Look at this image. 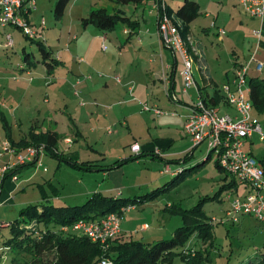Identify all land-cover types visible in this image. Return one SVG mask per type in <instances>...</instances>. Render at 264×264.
Wrapping results in <instances>:
<instances>
[{
	"label": "crops",
	"instance_id": "0c3cea01",
	"mask_svg": "<svg viewBox=\"0 0 264 264\" xmlns=\"http://www.w3.org/2000/svg\"><path fill=\"white\" fill-rule=\"evenodd\" d=\"M165 1L170 9L176 10L184 0ZM196 1L200 4L201 14L190 23L189 35L193 37L200 55V59H197L195 63V77L199 86L203 88L202 91L210 100L217 88L221 92L222 90L221 85L213 76L212 69H210L207 53L208 45H206L208 41L205 39L213 43L214 38L212 36H219L218 40L224 42L226 36H229L226 42L233 48L230 54L233 71L228 70L227 75L224 76L225 82L223 83L230 82L235 67L247 63L255 50H257V58L264 65V19L260 20L248 16L239 0ZM152 2L153 0H147L144 4L131 3L125 7L126 15L131 16L133 20L139 23L135 28L123 26V34L127 36H108L109 31L104 32L98 29L102 36H93L91 42L85 46V36H58L57 41L51 40L48 36H38L46 40V45L51 51L53 58L56 59L57 64L54 67H49L42 61L37 60L29 68L26 63L22 62L19 55L26 42L23 41L21 36H14V34L16 35V32H13L16 31L13 30L14 27H0L4 32V36H0V60L2 61V58H5L4 64L0 66V72H9L8 63L15 65V72L12 75L1 76L0 74V121L4 130L3 132L0 131V143L7 138L1 119V117H4L11 127V136L16 142L26 136L31 129L42 132L53 130L61 138L57 145L60 155H64V157L79 163L90 161L98 164L93 170L83 169L54 157L44 148L38 157L39 161L21 167L19 178H22L15 182L16 184L12 182L11 193L22 185L26 186L31 183L42 184L41 201L48 199V201L53 202L55 200L53 198L58 199V197L57 195H49L47 185L52 186L56 193L60 194L65 188L67 181L58 176V173H62L64 167H69L79 176L76 181L79 188L73 193L76 194L73 198L75 200L84 201L95 192H102L115 197L132 196V193L127 191L128 189L126 190L116 185L118 178L125 174V170L128 167V165L124 167L116 166L111 169L109 166H112L117 160L137 155L139 157L136 164L140 165L143 161L157 157L163 160L164 164L168 163L171 165L173 170H178L182 167L181 164H184V162L175 163L174 161H178L187 153H189L190 158H193L190 165H196L208 160V153L206 158L200 161V157L196 156L194 152L196 148H202L201 146L205 141L194 145L191 138L185 134L184 125L192 108L196 90L191 89L189 93L183 92V78L181 75L183 62L180 61L177 52L172 47L162 42L158 33L157 17L151 7ZM73 5L81 7L77 13V17L80 20L93 7H105L109 12H113L117 7L116 0H74ZM67 9H69V5ZM213 22H215V26H212ZM219 28H225L226 34H219ZM255 30H261L260 38L255 35ZM7 34H11L14 39L13 47H6L5 45ZM203 36L207 37H204V39ZM61 40H65V43H61V48L58 47L60 49L55 50L54 46L60 44ZM108 40L114 41L116 48L120 47L119 55L115 48L108 46ZM74 42H76L75 47ZM79 43H83L82 50H85L90 56L95 58V52L98 48L106 57L95 58L96 62L84 60L85 57L79 55V51H77ZM19 44L20 47L17 48ZM96 45L97 48L95 49ZM127 47L131 48L134 60L126 58L125 48ZM211 48H213V45L209 47V49ZM11 50L12 52H10ZM106 53H111V55ZM17 54L19 56L17 62H10L11 58ZM115 55L119 58V64L117 65H114L111 60ZM72 56L76 58L75 62L78 64V70L73 66ZM67 63L70 65L68 68ZM256 66L255 62L250 64L248 77L261 76L264 78V66L262 70H257ZM86 69L88 70L86 74L74 75V70L76 72H84ZM68 71L69 73H67ZM99 73L102 76H99ZM87 75L92 77L88 78ZM115 76L116 79L120 76L125 81H129V79L135 80L134 97L130 94L129 87L126 84L127 81L118 83L115 80ZM80 77L83 78H81L80 83H77V79ZM75 85L80 88L78 92L82 91L80 97L75 95ZM42 87L47 89L46 97L42 102L45 107H40L41 109L38 112L39 115L44 113V117H42L44 120L41 122L39 118L33 117L31 125H28L24 130V114L31 116L29 114L30 106L24 105L25 100L40 94V91L44 89ZM69 92L74 97L67 96ZM144 103H150L166 110L168 114L158 115L153 111L144 110L142 106ZM218 106L224 113L231 115L236 113L234 108L225 101V97ZM67 116H69V123L65 121ZM47 120H49V123H46L48 122ZM15 127L19 129L18 138H16L14 133ZM124 127H128L129 135L124 134ZM177 136L179 139L176 138ZM109 137H115L116 139L113 146L107 145ZM68 138L71 140H67ZM99 140L103 141V143H100ZM61 142L63 146L60 145ZM134 143H139L140 145L138 153H134L131 150V145ZM126 144H128V148L125 146ZM121 149L127 151L130 156L126 157L127 155ZM248 152L256 157L252 149ZM143 156L145 157L141 159ZM54 158L58 161L52 160ZM256 158L258 160L264 159ZM40 162L42 163L41 165ZM162 171L160 170L158 177L154 181H147L144 183L145 185L136 187L134 190L137 193L133 195L139 194L145 186H149L152 183L161 184L164 180L163 176L166 174ZM229 176L232 177L229 181L234 179L236 184H232L231 188L227 189L228 197L234 193H237V196H243L249 191L250 188L246 184H241L234 175L227 172L226 177ZM0 184L1 199L6 193L5 189L8 181L2 180ZM58 185L62 186L58 187ZM242 187L243 191L241 190ZM17 197L18 195L14 196L15 200ZM15 200L11 198L9 204H15ZM5 201H8V199ZM219 202L224 201L222 199ZM22 208L19 209L18 215L16 214L14 218L0 222V227H8L9 222L19 216ZM229 208L230 205L224 209V214ZM5 216H7L6 212L0 213V220L3 217L6 218ZM249 218L248 215H242L236 221L230 220L225 224L233 222L247 226L252 221ZM123 226L125 229L121 226V234L125 230L128 231L126 229L128 225L123 224ZM141 227L143 231L147 232L144 234V240L142 239V241L152 242L157 240V238H161L160 232L163 228L150 229L152 226L145 221L141 223ZM157 231L159 232L156 234L155 232ZM2 246L3 242H0V264H7L9 255Z\"/></svg>",
	"mask_w": 264,
	"mask_h": 264
},
{
	"label": "trees",
	"instance_id": "16d2710c",
	"mask_svg": "<svg viewBox=\"0 0 264 264\" xmlns=\"http://www.w3.org/2000/svg\"><path fill=\"white\" fill-rule=\"evenodd\" d=\"M70 1L56 0L54 13L57 18H61L64 15ZM146 1L116 0L117 7L113 12H109L105 7H93L82 18V25L88 26L92 24L104 32L116 29L119 24L135 28L139 23L133 20L131 16L126 15L125 7L131 3L144 4ZM33 10L30 9L25 14L31 26L30 16ZM167 10L169 14L173 15L175 22L179 24V29L184 37L189 35L190 23L201 14L200 4L196 0H184L176 10L170 9L167 5ZM7 26L20 28L13 24L0 25L3 28ZM20 29L22 30V28ZM33 30L37 32L35 28ZM23 33L29 43L36 44L41 55L40 61L49 67H54L57 62L46 45V40L38 37V32L33 37L24 31ZM8 41L7 38L6 47H13L14 39L11 45ZM23 46L19 53L20 58L22 62L31 68L35 64V56L32 51L29 52L27 50L31 48L30 46L26 45V43ZM248 83L250 86L249 98L253 105V111L259 115L264 114V78L251 76L248 78ZM200 90L206 103H211L213 106L220 105L224 100V95H221L222 92L218 88L214 91L210 100L202 91L203 88L200 87ZM1 119L6 130L7 139L18 148H26L31 145L44 146L45 150L54 157L77 167L93 170L98 166V164L90 161L79 163L64 157V155H60L57 145L61 138L53 130L42 132L31 129L26 136L16 142L11 136V127L7 120L4 117H1ZM212 154L213 152H209L207 159ZM138 157L134 155L117 160L109 167L112 169L116 166H122ZM188 158H190L189 153L174 162L179 163L182 161L185 163ZM206 161L193 165L192 168L195 169ZM259 162L264 169V159L259 160ZM22 166L16 169L18 173ZM216 166L225 171L220 166L217 158ZM181 169L174 173L176 176L172 181H179L186 175V168L182 166ZM11 173L12 171L7 172L2 178L3 181L11 177ZM173 183L169 182L143 195L115 197L102 192H95L89 195L83 203L57 205L47 199L39 203L29 204L23 207L19 212V216L8 224L10 236L3 241L2 247L6 252L13 251L14 253L9 256L7 264H9V261L10 264H102L104 259H109L110 264H211L213 262V252L216 248L215 223L212 220V216L204 209V202L211 198L221 201L219 199L221 192L230 189L232 184L235 185L236 181L234 179L223 184L219 192H216V195L204 197L201 202L192 208L183 209L178 205L168 207L172 213H180L182 216L181 225L174 230L170 238H160L152 242H145L127 238L120 233L108 242L101 243L92 240L84 232L74 229V225L79 220H97L110 213L118 214L121 217L126 207L144 203L157 197L162 191H167ZM193 238L198 240L197 246L190 243ZM238 264H264V249L257 253L246 255Z\"/></svg>",
	"mask_w": 264,
	"mask_h": 264
},
{
	"label": "rangeland",
	"instance_id": "374dc122",
	"mask_svg": "<svg viewBox=\"0 0 264 264\" xmlns=\"http://www.w3.org/2000/svg\"><path fill=\"white\" fill-rule=\"evenodd\" d=\"M172 1V0H170ZM54 3L55 0H37L36 8L32 12L31 16V23L32 27L35 28L38 32V36L43 37H49L51 40L57 41L58 36H85L84 39V46L87 43L91 42V39L93 36H102L100 34V31H98L97 27L90 24L88 26L82 25V20L77 17V13L81 9L80 6H74V0L70 1L69 9H67L66 13L64 12V15L61 18H57L54 13ZM14 33L16 32V35L14 36H21L23 41L26 42V45L30 46L31 48H28L27 50L29 52H33L35 54L34 61L39 60L40 61V54L38 52L37 46L35 43H29L28 40H26V36L24 35L23 31L20 28H14ZM0 36H4V32L0 28ZM108 36H127L123 34V25L119 24V26L113 31L108 32ZM207 37V36H203ZM214 38V42L211 43L210 40H207L208 42L206 45H208V63L210 66V69L213 71V76L215 77L216 81L221 85V89L224 86V76L227 75L228 70H232V61L230 54L232 53V47L227 44L226 40L229 36H226V40L224 42H221L218 40L219 36H212ZM224 37V36H223ZM67 40V39H66ZM68 41V40H67ZM69 42V41H68ZM163 42V41H162ZM61 43H65V40H61L60 44H56L55 50H58L61 48ZM164 43V42H163ZM108 46L111 48H115V51L119 55L120 47L116 48L114 41L108 40ZM165 44V43H164ZM227 44V45H226ZM76 45V42H74V47ZM213 48L209 49L211 46ZM226 45V46H225ZM20 47V44L17 46V48ZM60 47V48H58ZM97 48V45L94 47ZM76 49V48H75ZM83 49V43H79V47L77 51H79V55L84 56V60L88 61H94L96 62L95 58H103L106 57L102 51H100L97 48V51L95 52L96 56L95 58L93 56H90L89 53H87ZM82 50V51H81ZM12 52V50L10 51ZM126 52V58L134 60L133 53L131 52V48L127 47L125 48ZM78 53V52H75ZM13 54V53H11ZM108 55H111V53H106ZM177 56L180 58V61H182L179 53H177ZM19 59L18 54L11 58L10 62H17ZM5 58H2V61L0 60V66L4 64ZM112 62L114 65L119 64V58L117 55H115L112 59ZM76 58L72 56V62L75 69L78 70V64L75 62ZM85 64V63H84ZM14 64H7L8 71L4 72L1 71V76H7L12 75L15 71ZM69 63H67V68L69 67ZM196 66V64H195ZM194 66V71L196 70V67ZM72 71V70H69ZM69 71L67 73H69ZM87 69L83 72H76L73 71L75 76L79 74H86ZM196 73V71H195ZM99 76H102L99 73ZM88 78H91V75H87ZM81 78H78L77 83L81 82ZM122 83H125V79L122 78ZM86 80V79H84ZM115 80L116 76H115ZM232 80H234V72L232 74ZM119 83V82H118ZM126 84L129 87L133 85V90L136 86L135 80L129 79V81L126 82ZM40 91V94L27 98L25 100L24 105L30 106L29 114L31 116H28L26 113L25 115V126L24 130L27 128L28 125H31V120L33 117L39 118V120L42 122L44 119V113H41L39 115L38 110L41 108H44L45 105L42 103L43 99L46 97L47 89L46 87H42ZM80 88H78L77 85H75V95L77 97H80L82 94V91H79ZM132 97H134L133 91L130 93ZM67 96L74 97L71 92L67 93ZM143 106V105H142ZM149 106L154 107V105H151L149 103ZM37 107V108H36ZM41 107V108H40ZM43 112V110H41ZM154 112V110H151ZM67 114V113H66ZM163 114H168L163 113ZM39 115V116H38ZM69 115V114H67ZM162 115V114H161ZM253 115H255L263 129H264V114H257L255 111H253ZM10 116V115H9ZM49 123V120H47ZM67 123H69V116L65 119ZM116 128V126H114ZM0 131H4L2 129V123L0 121ZM61 131V130H60ZM124 134L129 135L128 127H124L123 129ZM14 133L16 138L19 136V129L15 127ZM14 136V137H15ZM15 138V139H16ZM177 139L178 136L176 137ZM245 143V149L246 151H253V153L258 158H264V141L260 139V135L258 133H255L254 136H251L250 138L246 139ZM100 141V140H99ZM108 146H113L114 142H116L115 137H109L107 140ZM96 143V142H95ZM100 143H103V141H100ZM105 144V142H104ZM61 146L62 142L60 143ZM128 148V144H126ZM202 148H196L194 152L196 153V156L200 157V161L204 160L207 156L208 151V144L205 141ZM126 157L130 156L127 154V151H124V149H121ZM111 153V152H109ZM50 156L49 154H47ZM145 156L141 157L143 159ZM50 158H52L50 156ZM153 158V157H150ZM216 154L213 153L211 157L203 163L201 166L196 167L193 169V165H190L193 160V158H188L184 164H181L182 166L186 165V175L181 178L179 181H172L176 175H172L171 173L165 171L166 167L168 166L164 164L163 160L160 158H153L149 159L148 161H143L140 163V165H137V159L130 160L122 165L124 167L125 165H128V167L125 170V174H123L122 177L118 178V181L116 182V185L119 187H123L124 189H128L130 193H132V196L136 195H143L145 193H148L149 191L153 189H157V187H162L169 182H174L173 185L167 190L162 191L157 197L146 201L144 203H137L136 205H132L130 209H126L123 213V215L120 217L121 220V226L124 227L123 224L128 225V228H126L128 231L125 230L123 233L124 236L127 238H132L135 240H142L144 237V234H146V231H143L141 227V223L143 221L148 222L152 227L150 229H157V228H163L160 232L161 238H170L173 231L182 223V216L179 213H172L169 211L168 207L171 205H178L182 207L183 209H189L193 206L197 205L199 202H201V199H203L206 196H214L216 195V192L220 190V188L223 186L224 183L228 182L232 177H226L227 172L221 170L216 166ZM55 161H58L57 159H52ZM62 160V159H61ZM146 160V159H145ZM63 163V161H61ZM65 165V163H63ZM163 167V168H162ZM172 167V166H171ZM46 169V168H45ZM160 170L164 173H166L163 177L164 180L161 184L152 183L149 186H145L142 192H139V194L133 195L137 193L136 190H134L136 187L140 185H145L147 181L152 182L154 181L160 172ZM84 173V172H82ZM58 176H61L62 179L64 178L65 181H67V184H65V188L62 190V194L56 193L54 188L52 186L47 185V189L49 190V195L56 196L58 199H55L52 203L57 205H72L76 203H83V200H75L73 199L76 194H73L76 192V190L79 188L78 183L76 182L79 176H77L76 172L73 169H70L69 167L63 169L62 173L59 172ZM22 177L18 178L17 180L12 179L11 177H8L6 181H8V184L6 185V193L1 197L0 199V213H7L6 218L3 217V219L0 220L6 221V219L14 218L15 215H18V211L20 208L27 206L29 204H35L38 202H41V194L43 191L42 184L39 185L37 183H31L29 185H22L20 188L17 187V189L14 192H10L12 185V182L16 184L18 180H20ZM3 179L0 176V183ZM115 183V182H114ZM62 185H58V187H61ZM16 188V186H15ZM14 188V189H15ZM243 191V187L241 188ZM4 191V192H5ZM55 191V192H54ZM232 193V192H231ZM18 195V197L14 198V196ZM229 194H227V190H223L221 192V195L219 196V199L224 202H219L216 199H209L205 201L204 203V209L207 211V213L212 217H217L221 220V217H224V209L227 208L230 205V202L232 198L236 197L238 194L234 193L228 197ZM129 197V196H124ZM11 198L15 200L14 206L10 205ZM8 201H5L7 200ZM38 201V202H37ZM83 201V202H82ZM5 204V205H4ZM3 206V207H2ZM128 208V207H126ZM251 219V223L247 226L240 225V223H236L233 225V222H230L229 224H225L223 222H218L215 224V233H216V248L213 252V262L211 264H238V262L245 257L248 254H253L254 252L257 253L260 250L264 249V223L256 219L255 217H252V215H248ZM261 225V226H260ZM125 229V228H123ZM2 230V231H1ZM164 230V231H163ZM167 230V231H165ZM159 231L155 232L156 234ZM167 232V233H166ZM155 234V235H156ZM10 236V230L9 226L6 227H0V242H3L6 238ZM5 237V238H4ZM126 238V239H127ZM151 239V238H150ZM158 239V238H157ZM160 239V238H159ZM144 240V239H143ZM192 245L197 246L198 240L193 238L190 242ZM13 251H8L9 256L12 255ZM10 264V261H9Z\"/></svg>",
	"mask_w": 264,
	"mask_h": 264
},
{
	"label": "built area",
	"instance_id": "2783aa9c",
	"mask_svg": "<svg viewBox=\"0 0 264 264\" xmlns=\"http://www.w3.org/2000/svg\"><path fill=\"white\" fill-rule=\"evenodd\" d=\"M244 12L253 18L264 19V0H239ZM37 0H0V25L13 24L22 28L29 36H36L37 32L27 21L25 14L30 9H35ZM152 11L157 17L158 33L161 40L179 53L183 68V92L189 93L191 89L196 90L193 97L192 108L187 115L184 131L191 138L194 145L204 141L208 144L209 152L216 154L220 166L228 173L234 175L241 184H246L250 189L243 196H236L230 202V208L221 217H212L213 222L226 223L230 220L236 221L242 215H252L264 223V169L259 160L250 152L246 151V139L255 133L260 135L264 141V129L253 115V105L249 98L250 86L248 83V71L252 62L256 63L257 70H262L263 62L257 58L256 51L253 52L247 63L238 65L234 69V80L224 84L222 93L225 101L234 108L235 115L224 113L219 106L206 103L199 83L195 77L194 66L200 55L191 35L184 37L179 29V24L173 19V15L167 10L165 0H153ZM215 26V22L212 23ZM225 28H219V34H226ZM255 35L260 38L261 30H255ZM8 42L11 45L13 38L9 34ZM106 47V46H104ZM120 83L122 79L117 77ZM133 85L130 86V93ZM176 98V96H175ZM143 109L154 110L158 115L167 113L159 107H151L144 103ZM67 140H71L68 138ZM44 146L31 145L25 149H18L9 139L0 143V176L3 178L7 172L12 171L11 178L17 180L19 173L17 168L36 163ZM134 153L140 151L139 143L131 145ZM42 163L40 162V165ZM182 170H173L168 164L165 171L174 174ZM128 207L126 209H130ZM148 226V225H146ZM74 229L87 234L92 240L106 243L121 233L120 216L110 213L97 220H79ZM102 264H110L109 259H104Z\"/></svg>",
	"mask_w": 264,
	"mask_h": 264
},
{
	"label": "clouds",
	"instance_id": "9594fccd",
	"mask_svg": "<svg viewBox=\"0 0 264 264\" xmlns=\"http://www.w3.org/2000/svg\"><path fill=\"white\" fill-rule=\"evenodd\" d=\"M30 164V163H29Z\"/></svg>",
	"mask_w": 264,
	"mask_h": 264
}]
</instances>
